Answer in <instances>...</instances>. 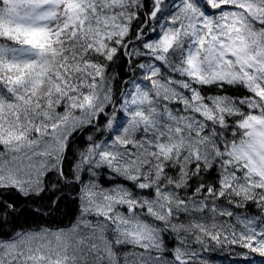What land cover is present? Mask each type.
Returning a JSON list of instances; mask_svg holds the SVG:
<instances>
[{"label":"snow or ice","instance_id":"obj_1","mask_svg":"<svg viewBox=\"0 0 264 264\" xmlns=\"http://www.w3.org/2000/svg\"><path fill=\"white\" fill-rule=\"evenodd\" d=\"M220 254L264 264V0H0V264Z\"/></svg>","mask_w":264,"mask_h":264},{"label":"trees","instance_id":"obj_2","mask_svg":"<svg viewBox=\"0 0 264 264\" xmlns=\"http://www.w3.org/2000/svg\"><path fill=\"white\" fill-rule=\"evenodd\" d=\"M63 219L64 224H67L69 221L67 219L61 218ZM21 223H23V221H21ZM29 223H31V221L29 220ZM217 260L218 262H220V264H228V261L225 259L223 254H220L219 256H217Z\"/></svg>","mask_w":264,"mask_h":264}]
</instances>
